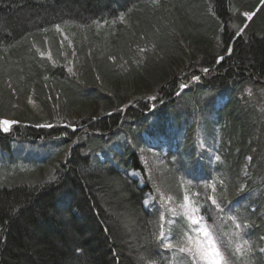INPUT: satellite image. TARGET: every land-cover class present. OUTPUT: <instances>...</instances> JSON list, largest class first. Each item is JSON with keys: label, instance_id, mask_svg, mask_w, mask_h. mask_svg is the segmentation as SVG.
<instances>
[{"label": "trees", "instance_id": "1", "mask_svg": "<svg viewBox=\"0 0 264 264\" xmlns=\"http://www.w3.org/2000/svg\"><path fill=\"white\" fill-rule=\"evenodd\" d=\"M245 14L253 17L237 34ZM223 91L231 103L219 117L230 130L218 153L227 178L215 179L222 165L204 150L199 165L190 159L183 170L186 189L171 169L163 181L177 200L187 190L218 237L217 228L234 230L229 217H236L261 264L264 0H0V264H175L178 252L156 235L163 226L179 238L185 223L172 220L157 196L153 210H143V196L154 190L139 189L127 174L143 170L135 151L148 119L159 122L176 106L189 117L183 99L207 115ZM28 101L38 107L37 122L5 124L15 116L10 106ZM192 128L182 150L195 158ZM118 137L129 147L116 153ZM34 148L44 155L24 154ZM46 156L43 166H56L54 173L30 186L31 177L17 170ZM244 167L249 178L238 199L234 179Z\"/></svg>", "mask_w": 264, "mask_h": 264}, {"label": "rangeland", "instance_id": "2", "mask_svg": "<svg viewBox=\"0 0 264 264\" xmlns=\"http://www.w3.org/2000/svg\"><path fill=\"white\" fill-rule=\"evenodd\" d=\"M263 0H260L262 2ZM251 15V14H249ZM253 17V14L251 18ZM245 20L242 22V25L237 27L236 31L237 34H241L244 29L247 27L248 23L251 19L248 18L247 15H245ZM252 23L250 24L251 28ZM245 32V31H244ZM218 55L219 53L216 52ZM214 53V54H216ZM184 95L187 93V91H183ZM182 93V94H183ZM245 94H247V89L244 91ZM243 92H240V97L242 99ZM186 96V95H185ZM215 99H213V108L211 112L207 115H201V109L196 107V103H188L185 99H183L184 105H188L190 107V116L187 117L185 115V112L183 111L184 107L176 106L172 109L174 110V113L179 116V120L181 124L180 126H177L175 114H168L167 116L163 117L159 122L155 119H151L146 121L147 123V129L144 133L140 135L141 143L136 148L135 154L137 156V162L138 164L143 168L142 172L137 170H131L129 174H127V177L136 183L139 189H146L148 186H151L154 190V195L151 192H147L142 199V208L145 211H151L153 210L156 196L157 200L160 199V202L166 212L170 215V217L173 219H182L185 223V228L188 226V221L185 219V217L181 215L173 216L170 209H175L177 213H182V209L178 206L183 203L184 195L187 194V190H184L182 193V198L176 199L175 196L170 195L168 189L166 188V185L163 181V177L165 176V173L167 172V169H171L173 172L177 173L179 178V183L183 187V189H186L189 186V183L191 184L190 178H185L183 176V170L185 169L186 165L189 164V161L193 163H199L203 160L201 157V152L204 150L208 151L206 152V155L212 162L220 163L222 166L218 169V172L215 174V179L222 181L225 178H227V171L223 170V162L221 155L218 153L219 148L221 147V141L222 136H225L226 130L229 129V123L227 121V118L219 117L220 114L227 108L228 104L231 103V99L228 97L227 92L223 91L220 93L215 94ZM230 100V101H229ZM10 110L15 113V116L12 117H6L7 119L11 120H18L26 123H35L37 121L33 120V116H35L38 112V107L31 101H28L27 103H20L16 102L13 105L10 106ZM96 114H94V117H97L101 115V112L95 111ZM198 113V117L196 114ZM16 114L23 115L24 117L19 118L16 117ZM186 119L188 121H186ZM58 121V120H57ZM10 122H7L9 124ZM39 124H46L47 122L42 119L41 121L38 120ZM192 126V130L188 135H190L188 138L190 140L189 148L193 149V152L195 154V158H191V154L189 152H184L182 150L183 143L182 139L184 134L187 133V127ZM208 125L210 127V130H205V126ZM179 129V132L177 131ZM230 130V129H229ZM182 134V136H180ZM232 137L228 140V142L224 143V146L228 148L232 145ZM230 144V145H229ZM165 146H168L170 149V156L169 158H165L166 151ZM129 147V145L123 140L122 138H115V144L112 146V151L118 153L122 149ZM40 149H25L24 154L28 153L29 157L31 156H37L40 157L39 154L42 156L43 153L40 152ZM165 151V152H164ZM40 152V153H39ZM235 151L233 154L236 155ZM179 153V154H178ZM219 157V159H217ZM41 160H35L31 167H20L17 171L20 173H23L27 176H30L29 181L27 184L31 185H37L38 183L44 182L46 180H49L51 178V175L54 173V169L56 166H43L45 165V160H48V157L46 156L45 159L40 158ZM98 161L100 163H103V158L98 155L97 157ZM40 161H44L42 163V167H39L37 170V166H41ZM222 161V162H221ZM247 159H246V165H247ZM6 166L5 161H0V167ZM246 167V166H245ZM245 167L239 172V177L234 179V183L236 185V190L233 193L236 197H240V195H243L245 192V183L248 181V173L245 169ZM36 173V174H35ZM182 174V175H181ZM183 177V178H182ZM149 183V184H148ZM189 195V194H188ZM171 196L173 199L168 200V197ZM190 197V195H189ZM163 200L167 201L166 203H162ZM191 199V198H190ZM247 202V199L241 198ZM192 200V199H191ZM216 225H218L215 222ZM216 228V227H215ZM218 229V230H217ZM218 235L215 233L216 237L218 238L220 244L222 245V250L225 252H231L229 255L230 257V263L231 264H256L257 258L256 256H253V252L247 251L244 252L243 255H239L235 253V244L237 242L242 243L244 240H247L246 238V232L242 230H238L236 226H234V230L228 232V235L224 232H221V229L217 228ZM240 231V238L238 239L236 236L233 235V233ZM166 234V233H165ZM193 236H195V233H192ZM167 237H170L168 234H166ZM159 237V235H156V238ZM158 239V238H157ZM167 239H165L164 243H167ZM260 255L261 264H264V245L261 249L257 250L256 255ZM175 264H186V259L181 256V254L175 253ZM148 262V261H147ZM147 262L145 264H147ZM156 264V263H155Z\"/></svg>", "mask_w": 264, "mask_h": 264}, {"label": "snow or ice", "instance_id": "3", "mask_svg": "<svg viewBox=\"0 0 264 264\" xmlns=\"http://www.w3.org/2000/svg\"><path fill=\"white\" fill-rule=\"evenodd\" d=\"M245 15L251 19V15ZM69 71L71 72V69H69ZM5 124H7V122H5ZM5 130H7V128H5ZM217 159H219V157H217ZM213 191H215L214 186ZM171 199H173V197L169 196L168 200ZM209 199L212 201V204L217 208L218 211L223 212V208L215 198L209 197ZM166 202L167 201L163 200L162 198V203ZM178 206L183 210L182 213H177L175 209H170V211L172 212L173 216L182 214L189 222L188 226L187 228L182 226L179 238L167 237L163 232L162 226L161 233L157 238L161 241L163 247L170 251L178 252L189 257L192 261V264H230V258L222 250L214 230L204 223L202 216L198 215L199 207L198 205L194 204L188 194L184 195L183 203ZM229 219L233 220L238 230H242L241 225L236 223V217L230 216ZM243 227H247V225H244ZM192 233H195V236H193ZM233 235L239 239L240 231L233 233ZM165 239H167V243H164ZM250 250V245L247 240H244L242 243L237 242L235 244V253L239 255H243L244 252ZM144 259V257H141V260ZM147 264H155V261L149 260Z\"/></svg>", "mask_w": 264, "mask_h": 264}]
</instances>
